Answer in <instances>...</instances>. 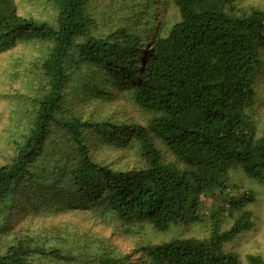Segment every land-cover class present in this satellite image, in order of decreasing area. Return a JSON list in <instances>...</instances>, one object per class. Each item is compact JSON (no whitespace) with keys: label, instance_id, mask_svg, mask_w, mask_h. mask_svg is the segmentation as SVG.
<instances>
[{"label":"trees","instance_id":"16d2710c","mask_svg":"<svg viewBox=\"0 0 264 264\" xmlns=\"http://www.w3.org/2000/svg\"><path fill=\"white\" fill-rule=\"evenodd\" d=\"M234 1L52 0L55 18L39 21L0 0V54L47 49L28 126L0 166V264H129L105 228L196 223L206 238L136 239L131 251L149 264H239L226 246L254 227L255 195L228 190L233 170L264 181V128L250 117L264 10Z\"/></svg>","mask_w":264,"mask_h":264},{"label":"rangeland","instance_id":"374dc122","mask_svg":"<svg viewBox=\"0 0 264 264\" xmlns=\"http://www.w3.org/2000/svg\"><path fill=\"white\" fill-rule=\"evenodd\" d=\"M15 1L20 12L27 17L39 21H52L55 18L52 0ZM234 7L247 14L252 8L264 10V0H235ZM160 10L165 21L175 22L179 19L177 10L168 4L160 7ZM46 52L47 49L42 44L27 43L0 54V166L9 162L12 156V150L7 146L11 134H21L28 126L30 110L28 104L35 96L33 89L39 73L37 63ZM254 88L256 101L251 109L250 117L257 134L260 135L264 128V52H262L260 67L255 76ZM17 115H19L18 122L22 120L23 123L19 125V128L15 127ZM164 148V158L170 162L174 161L171 154ZM230 178L233 187L228 190L229 193L251 192L255 195V202L247 206L253 214L254 227L226 246L227 251L238 256L239 264H247L245 257L248 254L260 255L264 258V181L248 178L241 170H233ZM212 205L213 199L206 200L205 211ZM231 224L232 221L227 220L224 229L229 228ZM102 228L101 224L96 225L97 231ZM103 234L110 238L111 244L119 253L130 255L129 264H149L143 255L131 251L133 240L142 239L143 242L156 244L174 238L203 239L208 236V226L205 223L179 225L167 232L158 233L152 226L141 224L130 227L127 231L118 226L113 229L105 228Z\"/></svg>","mask_w":264,"mask_h":264}]
</instances>
